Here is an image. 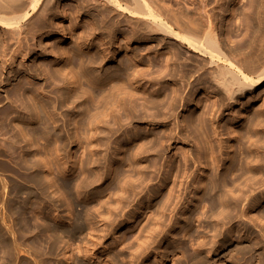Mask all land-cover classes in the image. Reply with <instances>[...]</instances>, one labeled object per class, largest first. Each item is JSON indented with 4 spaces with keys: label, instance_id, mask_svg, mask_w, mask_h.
<instances>
[{
    "label": "bare ground",
    "instance_id": "1",
    "mask_svg": "<svg viewBox=\"0 0 264 264\" xmlns=\"http://www.w3.org/2000/svg\"><path fill=\"white\" fill-rule=\"evenodd\" d=\"M63 1L0 0V92L24 73L48 78L55 97L19 86L0 112L17 179L8 223L0 218L4 262L264 264V209L248 215L264 206V93L253 95L264 87V0H236L240 10L227 0H73L74 18ZM54 36L61 45L49 50ZM34 56L52 61L37 67ZM73 143L75 160L61 152ZM235 218L246 223L232 242ZM195 222L220 232L221 257L206 259L219 246L191 234ZM125 225L133 241L114 234ZM170 228L177 234L153 250ZM34 232L43 250L26 243ZM179 234L200 241L189 252Z\"/></svg>",
    "mask_w": 264,
    "mask_h": 264
},
{
    "label": "rangeland",
    "instance_id": "2",
    "mask_svg": "<svg viewBox=\"0 0 264 264\" xmlns=\"http://www.w3.org/2000/svg\"><path fill=\"white\" fill-rule=\"evenodd\" d=\"M236 0H231V1H229V0H227V2L229 3H227V6L229 7L228 9H232L233 7H234V5L236 4V2H235ZM58 7H59V9L62 11V12H67V14H69V15H72V18H74V16H75V7H76V4H75V2L73 1V0H68V1H63V2H60L59 3V5H58ZM235 8L236 9H241V5H235ZM221 16H222V19H220L221 18ZM225 16V17H224ZM230 18H231V15L229 16V15H224L223 14V12L222 13H220L219 14V25L221 24V22H223L222 24L223 25H225L224 26V28L226 27L227 28V30H228V32L226 31V28L224 29V31L225 32H223V37H225L226 35H224L225 33L227 34V36L225 37V38H229V39H225L226 40V42L228 43V41L230 40V41H232V42H230L229 44H231L230 46H232L233 44H236V42H235V40H236V37H234V35H232V31L231 30H229V29H231L230 28V26L233 24V21H230ZM69 22H70V20L68 21V23L66 22V26L67 25H69ZM72 22H74V21H72ZM88 23V22H87ZM81 25H84V26H88L86 23H84V22H82L81 23ZM228 33H229V35H228ZM99 38H96V39H94L93 41H94V43H96L97 45H100V40H98ZM119 42H121V40L119 39L118 40ZM43 42L45 43L44 44V46L45 45H47V47H49L48 49L50 50L51 48H56L57 46H59V45H61V38H59L58 36H54V37H52V38H49V39H44L43 40ZM66 44H69V45H71V42L68 40V43L66 42ZM228 44V45H229ZM100 48H102V46L100 47ZM144 48V47H143ZM142 48V50H145V49H143ZM82 53L83 54H85V55H88V51H82ZM52 60L51 59H48V58H38V57H35L34 56V62L36 63V66L37 67H43V66H45L47 63H49V62H51ZM30 65H32L31 63H29ZM104 68H105V66H104ZM49 82V79L48 78H42V80H33L32 78H29L26 74H24V73H21V74H19L18 76H17V78H16V80H14L13 82H12V84L8 87V85H7V87L5 88V90H4V92H0V112H8V109L10 108L9 106H8V101L5 99V97L6 96H8V94L9 93H12V92H14L19 86H25V87H30L33 91H36V90H38V94H40L39 93V90H44V99L45 100H49V101H55V97H54V94H52V92H51V88L54 86L53 84H49V86L48 85H45L46 84V82ZM264 93V87H262L261 89H259V90H256L255 92H254V94L253 95H255L256 96V99H258L262 94ZM42 95V96H43ZM248 99H251L250 98V96H246V98L244 99V100H246V101H244V102H247V101H250V100H248ZM243 101H241L242 103L241 104H239V106L238 107H235L234 108V111H239V109L243 106ZM58 113H62V110L61 109H58ZM58 118H59V121L61 122L63 119H64V116H63V114L62 115H58ZM9 139H8V134H4V133H2L1 132V127H0V151H2V153L4 152H7V149H8V145H9ZM40 145L41 146H43V142H41L40 143ZM64 155H65V157L66 156H70L73 160H75V159H77L78 157H79V155H81V157L83 156L81 153H82V151L81 150H79V148H78V146L77 145H75L74 146V143L73 144H68L67 146H66V148H64V150L63 151H61ZM2 153H0V199L2 200V201H4L5 203H4V205H3V207L1 206V203H0V218H1V216L2 215H6V221H7V223H8V185H10L11 186V184H13V183H15L16 181H17V179L11 174V172L10 171H8V168L10 169V170H12V171H14V170H16V167H15V164H14V162L12 161V160H9V158H8V153H5V154H2ZM169 158V157H168ZM168 158H167V160H168ZM55 170V169H54ZM77 174H79V173H77ZM157 182V181H156ZM155 182V183H156ZM3 185H5L6 186V189L3 191L2 190V187H3ZM74 195H76L75 193H74ZM190 198L191 197H189L188 196V202L186 203V205H188L189 204V201H190ZM83 202H86V200H80V203H83ZM32 203H33V205L37 208V209H39L40 211H43V212H50V213H52L53 212V209H52V207H50L49 205H48V203H46V202H44V201H36L35 199H33L32 200ZM79 209V208H78ZM262 209H264V206H262V208L260 207V206H254L253 208H250V210H249V213H248V215L249 214H251V215H249V216H254V215H252V214H255V216L257 215H259V214H257V213H260V211L262 210ZM240 219V218H239ZM238 218L236 219H234V221H233V223H231L230 225H228L227 226V228H229V227H231L230 228V230H231V235H232V237L233 238H235L234 240H232V242H237V240L239 239V237L240 236H243L244 235V231L241 229L242 228V225H243V223H246V219H240L239 220ZM55 222V223H54ZM197 222V221H196ZM195 222V223H196ZM0 223H1V219H0ZM241 223H242V225H241ZM260 222H258V224H259ZM53 224L55 225V224H59V223H57L56 221H53ZM198 224H200V222H198V223H196V224H194L192 227V231H193V229H195V231L192 233L191 231H190V233L191 234H195L194 236H206V237H208V238H206V242L208 241V245L207 246H212V245H215V246H219V248L217 249V250H215L213 253H210L208 256H207V258L206 259H210V260H212L213 258L215 259V255H218L217 257H221L222 256V254H224L225 252H226V250H227V247H228V245H223L224 243H223V240H222V236L220 235V232L218 231L216 234L214 233V232H212V230L210 229L208 232H205V233H207L206 235H203V234H205V233H203V232H201V231H203L202 229L200 230V228L198 227L199 225ZM197 225V226H196ZM232 225V226H231ZM241 225V226H240ZM262 225V224H261ZM260 225V226H261ZM127 226V227H126ZM197 227V228H196ZM241 227V228H240ZM239 228V229H238ZM129 226L128 225H125L124 226V228L123 227H119V228H117V229H115V231H114V234H118L117 236L118 237H120L123 233H126L127 235H131L130 236V241H133L134 239H132L133 237H135V235L133 234V233H131L130 232V234H129ZM178 229V228H177ZM177 229H175V231L173 230V228L171 229L170 228V230H169V232H166L167 234H165V235H163L162 236V238H160V239H157L156 240V242H154V243H156V244H152V246L154 247V246H156V247H154V248H152V246H150L153 250L155 249L156 250V248L158 247V245H163V244H167V242H168V239H169V236H171V235H173V234H177ZM198 229V230H197ZM241 229V230H240ZM126 230V231H125ZM173 230V231H172ZM196 230H197V232H200V233H202L201 235H200V233L198 234V233H196ZM200 230V231H199ZM236 230V231H235ZM4 231H6V229H4ZM117 231V232H116ZM120 231V232H119ZM122 231H124L123 233H122ZM128 231V232H127ZM239 233H238V232ZM241 231V232H240ZM172 232V233H171ZM189 233V234H190ZM209 233V234H208ZM234 233V234H233ZM242 233V234H241ZM169 234V235H168ZM171 234V235H170ZM213 234H215V235H213ZM218 234V235H217ZM134 235V236H133ZM136 235H137V232H136ZM218 236V238H217V236ZM7 236V235H6ZM165 236V237H164ZM213 236H215L216 238V240L214 239V237ZM239 236V237H238ZM8 237V236H7ZM189 236H186L185 238H183V236L181 235V234H179V235H177V237H176V242H177V246H179V247H184V245H186L185 246V248H188V251L190 252V251H193V248L197 245V243L200 241L198 238L199 237H195L194 238V240H191V239H187ZM237 237V238H236ZM197 238V239H196ZM110 239H113V236H112V238H110ZM179 239V240H178ZM44 240H45V238L42 236V235H39V233H37V232H34L31 236H29L27 239H26V243H28L29 241L30 242H34L35 244H36V246L37 247H39V248H42V250L44 249V246H43V243H44ZM195 240H197L196 242H195ZM199 240V241H198ZM201 240H202V238H201ZM215 240V241H214ZM220 240V241H219ZM250 241H251V239H249ZM157 241H158V243H157ZM191 241H193V242H191ZM249 241V242H250ZM196 244H195V243ZM214 242H217V245H216V243L215 244H213ZM219 242V243H218ZM178 243H185L183 246H181L180 244H178ZM192 243H194V244H192ZM222 243V244H221ZM242 243H246V241L243 239L242 240ZM191 244H192V246H191ZM194 245V246H193ZM136 246V245H135ZM214 246V248H217V247H215ZM225 248H226V250H225ZM153 253V252H152ZM192 253V252H191ZM151 258L149 257L148 258V260H143L144 262H142L143 264H148L149 263V260H151L150 262L153 264V263H155L156 262V260H157V256H154L153 257V254H151ZM39 259H43V261H45V263H47V262H49V263H47V264H50V262L52 263V264H55V262L53 261L54 259H48V257L47 256H41V257H39ZM20 260H22L23 262H25V263H27V264H32V260H31V258H29L28 256H26V255H21L20 256ZM47 261V262H46ZM154 261V262H153ZM4 262V254H3V250H2V244L0 243V264H6L5 262ZM18 262V260L16 261V263ZM141 263V264H142ZM151 263H149V264H151Z\"/></svg>",
    "mask_w": 264,
    "mask_h": 264
}]
</instances>
